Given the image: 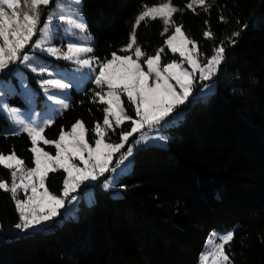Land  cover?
<instances>
[{
    "label": "trees",
    "instance_id": "1",
    "mask_svg": "<svg viewBox=\"0 0 264 264\" xmlns=\"http://www.w3.org/2000/svg\"><path fill=\"white\" fill-rule=\"evenodd\" d=\"M166 1L181 10L173 20L204 57L223 43L226 59L216 91L182 107L185 119L166 130L174 139L167 148L136 152L131 172L117 184L125 186L122 197L114 198L97 183L95 203L82 202L76 219L55 224L53 231L0 238V264H199L210 232L236 227L226 247L234 264H264V0H206L208 12L187 9L190 0H82L95 41L93 56L105 60L114 51L123 54L142 5ZM136 31L137 44L153 55L174 29L161 35L163 23L156 19ZM173 59L165 48L164 63ZM95 91L93 82L83 91L73 89L71 106L60 116L57 132L46 131L47 138L57 139L61 128L69 131L79 119L93 140L90 130L102 124L105 106L93 102ZM123 101L135 117L126 96ZM11 104L25 106L19 96ZM11 126L0 112V153L15 150L33 167L31 141L21 135L6 138ZM129 128L126 122L117 129L114 141ZM45 149L55 154L53 146ZM10 171L0 165V180L11 183ZM65 175L63 170L49 173L51 192L61 194ZM17 221L11 194L0 190V225L8 230Z\"/></svg>",
    "mask_w": 264,
    "mask_h": 264
},
{
    "label": "snow or ice",
    "instance_id": "2",
    "mask_svg": "<svg viewBox=\"0 0 264 264\" xmlns=\"http://www.w3.org/2000/svg\"><path fill=\"white\" fill-rule=\"evenodd\" d=\"M81 2L82 0H68L67 3L65 0H0V73L9 69L10 64L19 61L41 77L38 84L44 93V107L47 110L42 115L52 116L67 110L70 104L67 102L66 90L73 87V80L77 78L74 74L49 70L47 61L41 62L32 52L25 51L31 45L33 50L38 49L53 58L74 63L77 71L87 68L89 72L84 75L92 79L99 89L93 93L92 100L94 103L105 105L102 109V124L97 122L90 130L94 133L93 146L86 139L89 129L82 120H76L69 131L61 128L57 139H48L44 135L45 128L51 126L55 122L54 119H43L41 123H25L20 119L18 109H10L0 101V110L13 115L17 125L12 132L4 133L5 137L26 133L31 140L29 151L32 153L34 164L33 167H27L24 160L16 155L15 150L7 155L0 153V165L11 170V183L0 180V190L11 194L18 213V221L13 225L18 231L4 234L3 226L0 225V235L19 238V232H28L30 229L43 230L48 222L61 215V209H65L67 217L75 219L79 197L72 193H76L85 182L98 181L105 173L118 176L127 171L125 161L134 153L132 144H129L130 138L139 133V138L133 143L147 142L149 136L144 129L156 130L161 126L171 127L176 123L181 116L179 113L176 116L172 114L189 100L196 82L210 81L224 61L223 43L213 49L211 56L200 59L202 53L199 52L196 41L188 38L182 31L183 25H177L173 20V15L181 10L170 2L142 5L143 10L135 18L130 41L120 49L123 53L121 55L114 51L111 58L100 60L98 57L87 55L94 51L93 47L78 41L70 40L63 47L51 45L54 21L66 26V35H73L74 30L87 32V25L76 7ZM53 3L55 8L47 13L41 24L42 7L47 8ZM194 6L203 8L205 12L211 7L206 0H190L186 8L195 11ZM157 18L163 23L161 35L168 33L170 28L174 29L164 44L173 54H179V62L172 60L162 66L161 55L165 51L163 47L158 48L155 54L147 55L137 44V27L142 22L147 23ZM220 19L223 21L224 17L221 16ZM204 35L208 38L211 33L206 31ZM232 35L238 36L239 32ZM34 36L38 38L33 40ZM229 41L235 43L231 38ZM185 64L188 67H185ZM92 72H96L94 78L91 76ZM16 74L21 76L20 87L23 91L20 94L34 107L35 93L23 80L18 69ZM5 87L8 88L9 94H16L14 88L0 81V93ZM201 91V98L206 99L215 89L204 83ZM122 95L126 96L129 104L133 106L135 117L126 111ZM57 105L59 107H56ZM124 122H130L129 130L119 132L118 142H107L109 132H115ZM157 138L167 140V137L162 135ZM41 142L44 145H53L55 155L40 147ZM125 145L128 147L121 151L125 149ZM58 170H63L66 174L60 195L54 194L46 186L49 173ZM115 179V176L105 178L103 188H113ZM123 187L125 186L121 185V188ZM20 191L24 193V198L18 196ZM85 197L91 207L95 203L93 194L86 192ZM114 198H118V194ZM234 231L229 230L224 234L211 233L206 242V250L201 253L200 264H234L231 259L234 254L225 250V246L234 238Z\"/></svg>",
    "mask_w": 264,
    "mask_h": 264
},
{
    "label": "rangeland",
    "instance_id": "3",
    "mask_svg": "<svg viewBox=\"0 0 264 264\" xmlns=\"http://www.w3.org/2000/svg\"><path fill=\"white\" fill-rule=\"evenodd\" d=\"M65 2L67 3L68 0H65ZM166 2H170V1H166ZM166 2H164V3H166ZM82 4L83 3L81 2V4L78 5V6H76V7L79 8V11H80V13L82 15V20L87 25V23H86V21L84 19V16L82 14ZM172 6H174V5H172ZM54 8H55V3L50 4L47 8H43L42 7V9H41V11H42L41 24H43V22H44V20H45V18L47 16V13L49 11L53 10ZM157 19H159V18H157ZM64 27H66V26L60 25L58 21H54L53 22V32H52V37H51V41H50V44L51 45L63 47L64 45H66L67 42H69L70 40H72V41H78V42H80V43H82V44H84L86 46H91L94 49L95 41H94L93 37L90 35V33L88 32V25H87V32L86 33H80L78 30H74V34L71 35V36L66 35L64 33ZM37 38L38 37L34 36L33 37V40H35ZM46 46H49V45H46ZM165 48H167V47L165 46L164 49ZM198 50L200 52L199 47H198ZM25 51L32 52V54L37 58V60H39L41 62L47 61V67L49 68V70L55 69V70L60 71L62 74H74L75 75V77L77 79L73 80V87L70 88V89H68V90H66L67 91V96H68L67 102L70 104V106L72 104L71 103V100H72V90L74 89V90H76L78 92L83 91L85 89L87 83L88 82H92V79H89V78H87L84 75L85 73H88L89 72V70L87 68L77 71V66L74 63L67 62V61H64L62 59L53 58L50 55H48L47 53L41 52L38 49L37 50H33L31 48V45H29L25 49ZM170 53L174 57L173 60H177L178 62L180 61L181 58H180V56H179L178 53L173 54L171 51H170ZM87 55L88 56H93V52L92 53H89ZM118 55H121V54H118ZM164 55H165V51L161 55V65L162 66L164 64H166L163 61ZM205 58L206 57H204L203 55L200 56V59L201 60H204ZM225 59H226V57H225V54H224V61L222 62V64L225 62ZM222 64H221V66H222ZM221 66H220V69H221ZM94 67H95V65H94ZM185 67H188V66L185 64ZM144 68H145V70H147L146 69V66H144ZM17 69L19 70V73H22V78L27 83L28 87L31 90H33V92L35 93V106L34 107L32 105H30L28 102H26L24 96H22L20 94L23 91V89H21V87H20L21 76L18 75V74H16V70ZM220 69H219L218 73L216 74V76H214L210 81H206V82H203V83L197 81L196 82V85H195V87L193 89V92H192L191 96L189 97V100L185 104H187L192 99H199V98L202 99L201 98L202 97V91L201 90L203 88V84L204 83L209 84L216 91V89H217V81H216V78L219 75ZM95 75H96V72H92L91 73V76L93 78H94ZM30 77H33L35 84L30 81ZM69 78H71V75H70ZM40 79H41L40 76H38L36 73H33L30 70L29 67H26L24 64L20 63L19 61L17 63H15V64H10L9 65V69H6L3 73H0V81H3L5 85H10L12 88H14L16 94H9L8 88L5 87L4 90H3V92L0 93V101H2L3 104L7 105V107L10 108V109H18L19 110V117H20V119L24 120L25 123H29V122H32V121H35L36 123H41V121L43 119H48V118L54 119L55 122L51 126H47L45 128L44 135L47 138L46 131L49 130V131L54 132V133L57 132L59 118H60V116L66 110H62L60 113L55 114V115H52V116L42 115L47 110L44 107V100H45L44 93H43V91L41 90V88H40V86L38 84V80H40ZM16 96H19L23 100L25 106H15V105H12L11 104V100L13 98H15ZM123 96L124 95H122V97H121L122 101H123ZM206 99H203V100H206ZM185 104L180 105L175 110V112L172 114L173 116H176V114L179 113L180 116H181V118L176 123H174L171 127L176 126L177 124H179L181 121H183L185 119L186 112H185V110L182 109V107ZM124 106H125V104H124ZM56 107H59V106L57 105ZM0 112L4 115V117L6 119H8V120H10L12 122V126H11V129H10L9 132H12L14 129H16L17 128V125L15 123V119L16 118L13 115H11L9 112H7V111L0 110ZM171 118L172 117H169V119H171ZM124 123H126V122H124ZM122 125H121V127H122ZM168 128H170V127L161 126L159 129H156V130L144 129L143 131L148 134L149 139H148L147 142H141L139 144H134L133 141L136 140V139H138L140 134L139 133L134 134V136L131 137L130 140H129V144H132V146L134 148L133 156L130 157L128 161H125V165L127 166V171H125L123 174H120L118 176H117V174H113V173H105V176L104 177H101L98 181L85 182V185H82L81 188L76 193H72V195H75V196L79 197V199L77 201V204H76L77 209L79 208V206L81 205L82 202L85 205H88L87 198L85 197V193L86 192H89L90 191L93 194V196H94V198L96 200L95 185H97V183H99V185H101V188L103 190H105L103 188V181H104L105 178H107L109 176H115L116 177V179H115V186L113 188H110V189L105 190V191L112 192V196L113 197H116L117 194H118V197H122L123 196V191H122L121 188H119L117 186V184H118V181L120 180V178L124 174L131 172L132 167H133V159H134V156H135L136 152L139 151L140 149H145V148H148L150 146H157V147L167 148L169 146V144L174 141V139L172 137H170L168 135L167 131H166ZM117 129H119V128H117ZM117 129H116V131H117ZM116 131L115 132H109V136L107 138V142H115L114 141L113 134H115ZM19 135H21L25 139L30 140V138L27 136L26 133H21ZM161 135L167 137V140L165 141V140H160V139L157 138L158 136H161ZM86 139H88L89 143L94 146V139L91 140L89 138L88 134L86 135ZM45 146H53V145H44L42 142L40 143V147L44 148V150L45 151H48L51 155H55L52 152H50L49 150L45 149ZM127 147H128V145H125V149H122L121 151H125ZM117 155H119V154H117ZM121 167H124V166H121ZM18 196L20 198H24V193L22 191H20V192H18ZM77 217H78V214L76 213V218ZM68 218L69 217H67L65 215V209H61V215L60 216H57L52 221L48 222V224L44 227L43 230H40V229H30V230H28V232L45 231V230H47V231H53L56 228L55 227V224H61V223H63V221L65 219H68ZM237 228L238 227L232 228V229H223V230L216 229V230H212L210 232V234L213 233V232H215L217 234H224V233H226L229 230H235L234 231V237H235V232H236ZM17 231L18 230H15L14 228L8 229V230L3 229L4 234H7L9 232L15 233ZM210 234H209V236H210ZM5 236H7V235H0V238H3ZM209 236H208V238H209ZM227 246L228 245L225 246V250H226V247ZM205 250H206V245H205V247H204V249H203L202 252H204ZM199 264H200V261H199Z\"/></svg>",
    "mask_w": 264,
    "mask_h": 264
}]
</instances>
